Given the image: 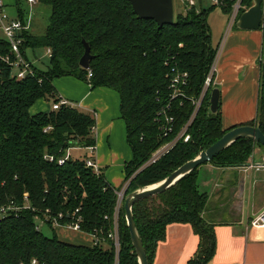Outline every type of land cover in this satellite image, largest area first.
<instances>
[{"label": "trees", "instance_id": "16d2710c", "mask_svg": "<svg viewBox=\"0 0 264 264\" xmlns=\"http://www.w3.org/2000/svg\"><path fill=\"white\" fill-rule=\"evenodd\" d=\"M15 0L18 17L24 18ZM27 2V1H26ZM50 7L45 30L21 34V51L49 48L51 55L43 68L22 79L1 57L10 53L7 40L0 38V206L20 208L0 221V264H114L115 248L107 237L112 228L117 191L103 175L86 166L85 159L68 157L71 147L95 145V115L76 105L30 113L39 99L58 100L53 79L70 75L94 86H107L120 96V113L126 125L132 158L124 166L126 192L156 183L184 162L217 141L222 129L220 99L218 110L209 109V95L189 124L192 112L189 96L195 97L215 56L206 20L204 0L174 16L172 23L158 26L153 19L139 18L128 0H36ZM241 11L252 0H242ZM233 1L220 5L227 13ZM185 5V4H184ZM211 7L216 5H210ZM264 30V14H263ZM90 49L87 69L79 65ZM171 66L187 71L189 83L184 96L171 98ZM91 76L88 78V72ZM215 87V86H213ZM52 105V104H51ZM172 118L171 132L164 135L165 115ZM242 125V124H240ZM243 125L257 126L264 133V35L259 59V84L255 117ZM49 127V128H47ZM235 127V126H234ZM185 128L189 138L177 139L155 162L144 164L162 144L175 139ZM233 128V127H232ZM250 138H239L209 162L218 167L245 165L254 146ZM48 156H52L50 161ZM198 167L166 190L133 204L134 221L142 238L148 264L157 243L165 238L166 225L188 223L198 237L194 254L185 264H207L215 253L214 223L203 213L207 194L198 188ZM63 214L62 222L78 221L80 231L94 236L90 245L58 237L51 228L45 236L36 227L35 216ZM75 214L73 215L72 213ZM118 264H138L126 226L123 202L118 209Z\"/></svg>", "mask_w": 264, "mask_h": 264}, {"label": "crops", "instance_id": "0c3cea01", "mask_svg": "<svg viewBox=\"0 0 264 264\" xmlns=\"http://www.w3.org/2000/svg\"><path fill=\"white\" fill-rule=\"evenodd\" d=\"M263 27V26H262ZM245 30L235 26L227 27L218 46L215 84L220 91V111L222 129L252 120L256 115L259 59L264 30ZM30 61V60H29ZM32 62V61H30ZM33 65L35 63L32 62ZM57 95L75 103L84 111L95 115L96 137L94 159L102 169L106 181L113 187L124 185V166L132 158V150L127 142L126 125L120 113V96L107 86H92L88 80L65 75L52 81ZM37 100L30 113L47 111L40 109ZM71 147L68 151L71 157ZM243 169L235 175L234 167H216L204 163L198 168V184L208 196L204 217L214 223L215 253L207 264H264V227L251 226L252 217L264 209V197L253 202V189H264V170L248 168L250 163H263L264 150L254 146ZM230 184L232 195L244 204L238 208L229 207L231 218H226V199L229 193L221 194L216 190L222 183ZM238 187V188H236ZM237 189V190H236ZM248 200H247V199ZM236 210V212H235ZM59 238L72 243L90 245L93 237L81 231L57 229ZM198 237L188 223L172 222L166 225L165 238L155 247L151 264H185L196 251Z\"/></svg>", "mask_w": 264, "mask_h": 264}, {"label": "built area", "instance_id": "2783aa9c", "mask_svg": "<svg viewBox=\"0 0 264 264\" xmlns=\"http://www.w3.org/2000/svg\"><path fill=\"white\" fill-rule=\"evenodd\" d=\"M28 4H34L36 0H26ZM185 6L189 9L191 6L195 4V0H183ZM224 0H210V3L212 5H221ZM232 8H231V16H230V25H232L235 20L237 19L238 15L240 14L241 8H242V0H232ZM4 0H0V28L3 32L4 38L7 40L9 47H10V53L8 55H5L2 58L4 62L9 64L12 68V75L16 79H22L26 77L27 75H30L34 73V68L32 65V62L25 59L22 51H21V45L23 42V38L21 34L30 28V22L31 20L29 18H19L18 16L12 17L9 16L4 8ZM218 53V50L216 51ZM217 53H215V56L211 63L208 66L207 73L204 77L202 87L199 91V93L193 97L189 96V100L192 105V112L189 117L188 123L191 122V120L194 118L198 110L201 108L202 104L204 103L207 96H210V91L213 88L215 84V75L217 70ZM46 55L49 57L51 55V51L49 48L46 49ZM91 76V72H88V78ZM189 83V74L187 71L180 70L176 66H171L170 72H169V88L171 89V98H175L178 96H184L183 88L186 87ZM60 105H70L74 106L75 103L67 100L66 98L62 96H58V100L54 103H52L51 108L57 109ZM160 114L165 115V126H163L164 135L167 134V132H171L173 129L172 127V118L169 116H166L165 109H161ZM49 128V127H47ZM93 131L96 134V126L93 128ZM185 128H183L178 136L173 139L170 142H166L162 144L159 148H157L150 158L146 161L144 166L155 162L162 154H164L173 144L174 142L179 139L183 138L184 141H186L189 138V135L184 134ZM96 137V136H95ZM89 151L88 157L85 159V164L87 167L91 168L95 174H99L101 172L100 166L97 164V162L94 159L95 154V145H90L87 147H84ZM70 149V148H69ZM69 149L67 150V153L64 157H61L57 160L58 164L61 165L65 162V160L69 157ZM48 159L50 161L53 160L52 156H48ZM250 167L256 170H264V162L263 163H250ZM127 182L124 183L122 188L117 191V203H116V210L114 212L113 217V225L111 230L109 231L107 237L113 242L114 248H115V259L114 264H118L117 259V252L119 250V234H118V209L121 206V203L123 202V197L126 192L127 188ZM23 207L30 208V206L25 203ZM19 206H15L12 204L6 205V206H0V221L1 218L7 214L10 213H16L18 210H20ZM73 215L75 214L72 213ZM63 214L60 212L57 215L53 216L49 214V211L46 210L43 217L35 216V223L36 227L39 228V224L46 223L50 224L51 228L54 229H69L72 231H80V225L78 221L71 220L69 222H62ZM251 226H262L264 227V209L251 218L250 220ZM91 235V234H90ZM93 240L94 236L92 235ZM31 264H37V261L33 259L31 261Z\"/></svg>", "mask_w": 264, "mask_h": 264}, {"label": "water", "instance_id": "95a60500", "mask_svg": "<svg viewBox=\"0 0 264 264\" xmlns=\"http://www.w3.org/2000/svg\"><path fill=\"white\" fill-rule=\"evenodd\" d=\"M133 11L139 18L153 19L158 26L172 23L174 19L173 0H128ZM264 0H252L251 5L242 11L235 20V26L245 30H257L263 26ZM84 52L79 59V65L87 69L91 58L90 49L83 43ZM220 91L213 87L209 96V109L212 113L218 110ZM239 138H250L259 142L264 148V133L254 125H239L227 130L217 141L200 151L194 158L184 162L162 180L147 185L137 186L124 194L123 209L126 226L129 231L131 244L137 257L138 264H148L142 238L134 221L132 206L137 201L156 195L176 183L183 176L204 163L210 162L215 155L227 148Z\"/></svg>", "mask_w": 264, "mask_h": 264}, {"label": "rangeland", "instance_id": "374dc122", "mask_svg": "<svg viewBox=\"0 0 264 264\" xmlns=\"http://www.w3.org/2000/svg\"><path fill=\"white\" fill-rule=\"evenodd\" d=\"M204 4L203 7L206 8L207 12H206V20H207V24L209 26V30H210V40H211V45L212 47L215 49V52L218 50V46L221 42L222 37L225 34V30L227 29L228 25H229V21H230V16H231V11L230 12H226L223 10V8L220 5H216L211 7V3L210 0H204ZM15 0H4V8L6 13L9 16L12 17H16L18 15V8L15 4ZM264 3V2H263ZM184 1L183 0H173V11H174V16H176L177 14L181 13L184 11ZM20 11L23 12L24 14V18L27 19L29 18L31 20L30 22V35L35 36V35H40L44 32L46 25L48 24L49 21V15H50V7L46 4H42L39 2H35L34 4H28L26 1H23V3L21 4L20 7ZM263 14H264V6H263ZM3 37V32L0 28V38ZM217 53V52H216ZM26 56L27 58L32 61L33 63H35V65L37 67L43 68L44 65L48 62V57L46 55V49L44 48H35V49H31V48H27L26 49ZM213 60V59H212ZM52 104V100H42V101H38L37 106L40 109H43L45 107H49ZM90 156L89 155V151L84 148V147H73L71 149V157L73 158H86ZM250 158V157H249ZM248 158V160H249ZM247 160V162H249ZM209 163V162H208ZM206 164V163H205ZM211 164V163H209ZM212 165V164H211ZM214 166V165H213ZM248 168H251L249 165H246ZM200 167V166H199ZM198 167V168H199ZM218 167V166H216ZM245 166H238V167H234L237 170H234L235 175H238L240 172L239 171H243ZM223 168H227V167H223ZM198 171V170H197ZM233 182H230V184L223 182L222 183V187H218L217 189L220 190H216L218 192H221V194H227L229 193L230 196L227 197H223V199H226V211L221 214H223L226 218H231L230 212H229V207L233 208L236 207L238 208L237 214H240V210L242 208V206L244 204H232V201H237V197H236V193H234L232 195V190L230 189V187L232 186ZM123 185H121L122 188ZM198 188H199V184H198ZM238 188V187H236ZM200 190V188H199ZM237 190V189H236ZM253 189V202L254 203H258L260 200L263 199L264 197V189L263 190H257ZM201 191V190H200ZM202 192V191H201ZM205 193V192H203ZM247 199V198H246ZM207 200H208V196H207ZM248 200V199H247ZM207 204V202H206ZM245 206V205H244ZM236 212V210H235ZM39 228L42 231V233L45 236H51L52 235V230L51 228L46 224V223H41L39 224Z\"/></svg>", "mask_w": 264, "mask_h": 264}]
</instances>
